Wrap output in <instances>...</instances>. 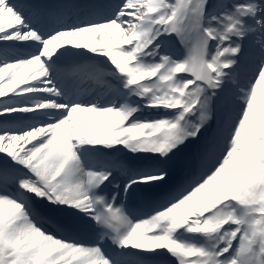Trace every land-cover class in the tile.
Returning a JSON list of instances; mask_svg holds the SVG:
<instances>
[{
    "label": "snow or ice",
    "instance_id": "1",
    "mask_svg": "<svg viewBox=\"0 0 264 264\" xmlns=\"http://www.w3.org/2000/svg\"><path fill=\"white\" fill-rule=\"evenodd\" d=\"M81 7L0 0V264H264V0ZM213 123L203 175L132 218L121 196ZM33 199L92 241L44 230Z\"/></svg>",
    "mask_w": 264,
    "mask_h": 264
},
{
    "label": "bare ground",
    "instance_id": "2",
    "mask_svg": "<svg viewBox=\"0 0 264 264\" xmlns=\"http://www.w3.org/2000/svg\"><path fill=\"white\" fill-rule=\"evenodd\" d=\"M88 55L91 56L92 54L89 53ZM97 59L98 60H101V61L102 60H106L105 57H98ZM90 63H92V61L91 62L89 61V64ZM101 66H102V68L105 71H107L108 68H109L108 65L101 64ZM106 79L111 80L110 77H107ZM90 84H92V81H91ZM98 87L99 86H96L95 88H98ZM137 115L142 116V118H140V119H156V118H159L161 115H163V110L145 109L142 112L138 113ZM0 126H4L2 122H0ZM127 155L129 157H131L132 154H127ZM181 156L184 159L186 157V153H184ZM179 164H180V166H178L174 171L169 172V175H168L167 180L165 182H163L159 187H155V188L145 187L142 190H139L140 191L139 193L142 192L141 196L139 194H138V196H136V199L138 201H140V204H141L139 208L144 207V209H146V208L150 207L151 204L154 205L155 203H156L155 206L157 208L158 206L161 205V201H163V197H165L167 194H173V190H172L173 189V186L172 185H173V182L175 181V178H180V177H182V176L185 175V171L183 170V168L185 166L183 165V163H181V161H179ZM10 190L12 191L11 188H10ZM170 190H172V191H170ZM177 192H179V190ZM135 194H137V193H133L130 196H134ZM123 200L124 201H129L128 198L127 199H124L122 197V200L121 201L123 202ZM146 201H149L150 204L146 203ZM47 205H48L47 202L33 199V207L35 209V217L40 218L41 214L39 212V209L41 208V209H44L46 212L52 214V216L58 217L60 220L62 219V221H66L68 223V225H69V222H68L67 217H65L64 215L59 216L56 213H53L52 212L53 210L49 206H47ZM143 210L136 209V210L132 211V218L138 217L140 213H143L144 212ZM64 231H65V229H64ZM88 236H89V234L87 235V237H85V236L82 237V239H84V240L85 239H89ZM161 257H164L166 260L168 259V261L171 260L174 263H176L175 258L170 257L169 255L168 256L167 255H164V256H161ZM156 259H158V262H156V264H159L161 262V261H159L160 257H157Z\"/></svg>",
    "mask_w": 264,
    "mask_h": 264
},
{
    "label": "rangeland",
    "instance_id": "3",
    "mask_svg": "<svg viewBox=\"0 0 264 264\" xmlns=\"http://www.w3.org/2000/svg\"><path fill=\"white\" fill-rule=\"evenodd\" d=\"M20 43H29V44H31V43H34V42H20ZM30 50L34 51L35 49L32 48ZM212 126L216 128V124L215 123H213ZM203 135H204L203 141L202 140L201 141L198 140V141H195V142H191L190 141V142L187 143L186 146H184L181 150H179L176 153V155L172 158V160L167 165L168 171H169V169L172 170V171L175 170L180 165V164H178V162L179 161L186 162V159L188 161V162H186V164H187V166L191 167V170H193L192 168H194L196 166L198 167L200 161H202L201 157H202L203 149H204L206 143L212 137L211 128H209L208 131L204 132ZM218 152H219V149H217V154H218ZM184 153H187V157L184 160H181V158H182L181 155H183ZM205 171H206V168H204L203 172L199 173V175L192 176L190 178H186L185 182H181L179 184L180 187H177V186H175V187L179 188V192H181L183 190H186L188 187H190V185L193 183V181L198 179L201 175H203V173ZM137 192L139 193V191H137ZM174 195H176V194H174ZM173 196H168L166 198V202H168L169 199H171ZM47 206H49V205H47ZM60 214H62V213H60Z\"/></svg>",
    "mask_w": 264,
    "mask_h": 264
}]
</instances>
